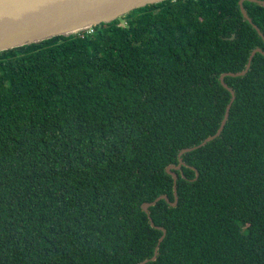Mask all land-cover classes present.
Here are the masks:
<instances>
[{
  "label": "trees",
  "instance_id": "obj_1",
  "mask_svg": "<svg viewBox=\"0 0 264 264\" xmlns=\"http://www.w3.org/2000/svg\"><path fill=\"white\" fill-rule=\"evenodd\" d=\"M264 32V6L244 3ZM0 51V264H138L166 168L214 134L264 40L239 0H163ZM234 35V37H232ZM220 136L183 154L145 264H264V54L226 76ZM198 172V176L196 177ZM196 177V178H195Z\"/></svg>",
  "mask_w": 264,
  "mask_h": 264
},
{
  "label": "water",
  "instance_id": "obj_2",
  "mask_svg": "<svg viewBox=\"0 0 264 264\" xmlns=\"http://www.w3.org/2000/svg\"><path fill=\"white\" fill-rule=\"evenodd\" d=\"M160 1L163 0H0V51L38 42L56 35H70L85 31L91 26L103 22H111L136 8ZM245 1L255 2L264 6V0H239L243 17L253 25L264 40V32L248 13L244 5ZM258 52L264 54V49L259 46L255 47L251 51L248 62L243 70L227 71L220 75L219 79L221 83L231 92V99L226 107L218 130L206 137L199 144L182 148L178 154L179 163L167 166L166 171L172 175L174 180V200H171L167 194H161L152 201L142 203V209L148 214L151 225L161 229L163 234L158 240L154 255L138 264H145L157 258L160 244L167 232L165 227L159 226L154 222L150 214V207L161 199H165L171 206L178 204L177 183L179 175L174 169L180 170L185 165L182 157L184 153L200 148L221 135L236 98L235 90L226 82L225 78L226 76L246 75L251 67L254 56Z\"/></svg>",
  "mask_w": 264,
  "mask_h": 264
},
{
  "label": "built area",
  "instance_id": "obj_3",
  "mask_svg": "<svg viewBox=\"0 0 264 264\" xmlns=\"http://www.w3.org/2000/svg\"><path fill=\"white\" fill-rule=\"evenodd\" d=\"M94 26H91V27H89L87 30H85V31H89V32H93V30H94V28H93ZM80 32H82V31H80Z\"/></svg>",
  "mask_w": 264,
  "mask_h": 264
}]
</instances>
